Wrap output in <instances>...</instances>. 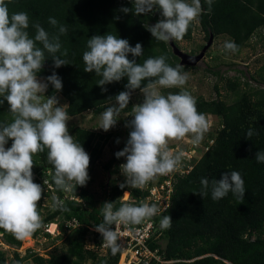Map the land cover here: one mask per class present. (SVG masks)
Returning a JSON list of instances; mask_svg holds the SVG:
<instances>
[{"label":"trees","instance_id":"trees-1","mask_svg":"<svg viewBox=\"0 0 264 264\" xmlns=\"http://www.w3.org/2000/svg\"><path fill=\"white\" fill-rule=\"evenodd\" d=\"M203 6L205 9L208 7L206 4ZM122 7L131 8V0H12L9 5L10 14L28 13L30 36L34 37L36 33L32 27L36 23L50 36L58 34L59 25L68 28V33L61 35L60 40L63 48L68 51L66 59L69 64L55 69L49 57L38 77H47L53 71L58 73L63 89L54 93L49 86L46 95L62 96L70 117L86 111L96 115L103 113L107 106L115 102V96L125 90L127 84L125 77L119 82L106 85L107 91L101 92L96 84L100 77L94 72L84 71L82 57L87 50V41L93 35L111 33L128 39L132 46L140 43L144 53L135 58L137 63L143 64L149 57L164 55L171 66L180 64V58L173 53L169 43L157 42L144 26L154 25L161 19L159 11L136 16L131 12L123 13ZM50 17L58 21L56 27L49 23ZM196 28L205 32L206 40L210 34L213 39L226 36L229 41L235 42L238 46L235 53H239L250 45L254 36H259V40L264 36V0H215L211 11L193 22L182 40H191ZM179 41L174 43L179 46ZM132 58L129 54V59ZM214 59H217L216 56L211 57V61ZM229 65L236 64L232 62ZM181 66L185 72L190 68L188 65ZM208 71L217 77L218 83L222 85L220 87L232 98L230 101L223 98L217 84L215 98L195 97L198 112L219 117L220 126L215 134H208L213 142L195 161L193 168L176 179L169 207L155 218L160 223L164 215L171 216L172 227L167 230L160 228L158 239H151L148 245L152 249L158 248L163 260H173L167 264H264V164L257 163L254 156L256 151H264V62L256 74L246 67L245 70L238 69L236 75H226L217 63L209 65ZM149 83L143 82L146 87ZM179 91L178 88H164L161 94ZM135 92L140 91L137 89ZM8 107L7 101L0 105V121L11 122L13 119ZM127 111L131 113V105L124 110ZM131 119L129 116L124 121L126 141L131 129L125 127V124ZM249 129H253L255 134L247 139L245 134ZM69 133L89 154V167L101 157L103 146L111 135L82 126H74ZM10 146L11 140L6 147ZM33 160L34 182L43 186L44 197L38 202L42 227L31 237L37 238L42 233L50 237L44 229L55 222L60 231L58 237H64L66 249L65 252L52 253L47 258L35 255L30 249L22 256L16 250L21 247L22 240L0 228V264H23L29 260L36 264H119L121 248L113 256L110 249L103 246L105 243L101 234L95 231L94 225L103 220L101 208L105 202H112L114 210H118L124 205L119 201L124 191L130 189L133 197L139 196L141 192L127 187L121 189L119 185L124 181L109 179V188L101 201L86 185H78L69 192L72 196H79L83 202L65 198L63 191L58 190L54 183V169L48 162L47 149L37 153ZM120 161L112 157L106 162L104 167L109 177L115 172L113 167L116 168ZM226 171L241 173L246 188L243 200L232 193L219 201L211 198V182L219 180ZM205 178L209 180L210 187L208 194L201 197L198 193L202 188L201 180ZM46 180L52 185L53 191L48 189ZM52 192L64 201L67 211H52ZM68 221L77 223L68 228L65 226ZM87 240L91 242L89 248ZM1 243L14 249L11 259L1 248Z\"/></svg>","mask_w":264,"mask_h":264},{"label":"clouds","instance_id":"clouds-1","mask_svg":"<svg viewBox=\"0 0 264 264\" xmlns=\"http://www.w3.org/2000/svg\"><path fill=\"white\" fill-rule=\"evenodd\" d=\"M214 2L131 0L132 7H122L121 11L136 16L159 11L161 19L154 25L144 26L157 42L167 44L182 40L190 25L210 12ZM11 3L12 0H0V105L7 101L13 117L11 122L0 121V228L24 240L42 227L38 202L44 197V189L34 182L33 157L47 149L57 189L71 192L89 181L90 156L69 133L68 122L72 118L57 95H46L49 86L54 93L63 89L61 77L56 71L47 77H38L49 57L55 69L69 64L68 51L60 40L68 28L59 25L58 34L50 36L36 23L32 25L36 33L30 36L28 13L10 14ZM49 23L58 25L53 17ZM86 47L82 57L84 71L100 77L96 84L101 92L107 91L106 85L127 78L125 90L115 96V103L106 107L95 129L107 132L115 127L129 106L133 91L139 89L144 96L131 113L124 115L132 117L125 124L131 131L123 149L114 153L117 159L125 158L120 165L125 180L119 187L143 190L158 177L178 170L182 157L168 149L169 142L191 136L193 144H200L209 130L208 122L198 112L196 98L184 88L189 77L180 64L171 66L164 55L137 63L135 58L144 53L142 45L132 46L128 39L111 33L91 36ZM223 48L233 53L238 50L234 41H226ZM144 81H149V86H144ZM154 85L180 91L163 95ZM254 134L249 129L245 137L250 139ZM9 140L11 146L6 147ZM119 142L117 139L116 143ZM254 156L257 163L264 164V151H256ZM201 185L198 194L203 197L208 194L209 180L202 179ZM245 192V181L239 171H226L219 180L211 182V198L215 201L229 193L243 200ZM52 199V211L68 210L64 201L55 196ZM161 212L156 204H124L114 210L112 202H105L101 208L103 220L94 228L115 256L120 251V237L114 225H139ZM172 221L171 216L164 215L160 228L170 229Z\"/></svg>","mask_w":264,"mask_h":264},{"label":"rangeland","instance_id":"rangeland-1","mask_svg":"<svg viewBox=\"0 0 264 264\" xmlns=\"http://www.w3.org/2000/svg\"><path fill=\"white\" fill-rule=\"evenodd\" d=\"M229 39L226 36H220L213 39L212 44L207 48L204 57L195 64H189L190 68L186 72L188 74V81L184 86L185 90H187L193 97L202 96L206 99L215 98L217 96V91L215 90V85L217 84L219 87L222 86L221 83H218L217 77L211 74L208 71L209 65L212 66L217 63L219 69L225 73L226 75H236L238 69L249 70L251 73H257L258 69L264 62V36L261 37L259 40V36H254L251 39L250 45L245 47L239 53H233L230 51H226L223 48V45ZM208 42L205 39V32L199 28H196L193 33V38L189 41L180 40L179 41V49L189 55H196L198 54L203 46ZM216 56V60L211 61V57ZM234 62L236 65L232 66L229 63ZM156 90L162 93L164 88H160L158 85L153 86ZM220 92L222 97L225 98L227 101H230L232 96L226 94V90L220 87ZM59 99V103L63 104L62 106L66 108V101L65 99L57 95ZM47 97H45L46 99ZM144 99V96L141 92L132 93L129 105L132 108L135 104L141 103ZM115 103V102H113ZM129 112H123L121 119L117 122V125L110 129L109 131L105 132L100 129H95L99 125L101 114H94L92 111H86L81 115L72 116L71 120L68 122L69 131L74 126H82L86 128H92L98 133L102 134H111L110 138L105 142L103 146V151L101 157L88 168L90 174V179L86 184V188L90 190L92 194L101 201L105 197V192L109 188L108 180L110 179L108 175V171L105 169L104 165L106 162L115 157L114 153L122 150L125 146L126 139L123 132L124 129V121L129 116ZM208 125L209 130L205 134L203 141L200 144H197L198 147L206 143L209 139V133L215 134L220 126V119L217 116L211 114L204 115ZM117 139H119V143H116ZM191 136H186L181 140H172L169 142L168 146L175 147L180 146L182 148H189L193 143L191 142ZM200 149V148H198ZM121 160L125 159L124 157L119 158ZM128 192L125 191L123 196L126 198ZM50 230H54V225L49 227ZM52 235V234H51ZM57 232L53 233L55 237ZM92 235V234H90ZM91 237V236H90ZM64 237H55V238H47L42 239L40 236L39 238H32L31 236L22 240V245L19 249H16L20 255L26 254V252L30 249L35 255H40L42 257H49L52 253H61L65 252L66 243L63 239ZM91 245V242H90ZM1 248L7 252L8 259L13 257V248L1 243ZM29 260V259H28ZM124 256L120 257L119 264H123ZM23 264H34L31 260L25 262Z\"/></svg>","mask_w":264,"mask_h":264},{"label":"built area","instance_id":"built-area-1","mask_svg":"<svg viewBox=\"0 0 264 264\" xmlns=\"http://www.w3.org/2000/svg\"><path fill=\"white\" fill-rule=\"evenodd\" d=\"M249 82L254 84L252 80H249ZM212 142L213 139L211 138L209 141L207 140L205 144L200 145L199 147L197 144H193L189 148L182 149L180 146L175 147V149L173 148V146H168V149L172 153L180 154L182 157L181 164L178 167V170H176L174 173L158 177V179H156L154 182H150L143 190L138 189L141 194L137 197L132 196L130 189L126 190L128 192L127 197L125 198L124 196H122L119 201L123 204L132 205H140L142 203L156 204L162 210V214L171 203V196L176 179L180 176H184L193 168L195 161L201 157V155L208 149V146ZM124 162L125 159L118 162L116 168L113 167V170H115V172L110 175V179H113L117 182H123L125 180V177L121 174L120 171V165ZM45 183L47 184L48 189L53 191L52 185L47 180L45 181ZM52 196L57 197L54 192H52ZM63 197L83 202V200L79 196H72L69 194V192L63 191ZM157 216L151 219H146L139 225H114V230L119 233L120 237L119 244L122 250V254L124 255L123 264H167L173 262V260H163L158 253V248L152 249L148 245V242L151 239L156 240L160 236V223L156 222L155 220ZM76 223V221H68L65 226L68 228L74 227ZM52 225H54L53 231L49 228L50 226L52 227ZM55 231L57 232V235L55 237H58L60 235V231L58 229L57 223H50L45 226L44 229V232L49 233L50 237H47L42 233L37 238H39L40 236L44 240L47 238H55L53 236V233ZM103 246H105V244ZM87 247H90L89 240H87Z\"/></svg>","mask_w":264,"mask_h":264},{"label":"water","instance_id":"water-1","mask_svg":"<svg viewBox=\"0 0 264 264\" xmlns=\"http://www.w3.org/2000/svg\"><path fill=\"white\" fill-rule=\"evenodd\" d=\"M212 41H213V35L210 34L208 42L203 46L202 50L196 55H189V54L182 52L179 49V47L174 43V41L169 43V45L171 46L173 53L180 58V64L189 65V64L197 63L204 57L205 52L207 48L212 44Z\"/></svg>","mask_w":264,"mask_h":264},{"label":"bare ground","instance_id":"bare-ground-1","mask_svg":"<svg viewBox=\"0 0 264 264\" xmlns=\"http://www.w3.org/2000/svg\"><path fill=\"white\" fill-rule=\"evenodd\" d=\"M124 192H125V191H124ZM121 256H122V258H123L124 255L122 254Z\"/></svg>","mask_w":264,"mask_h":264}]
</instances>
